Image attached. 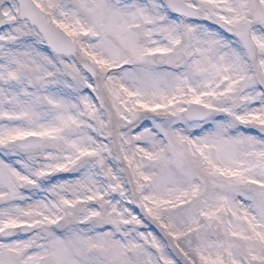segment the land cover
I'll list each match as a JSON object with an SVG mask.
<instances>
[{
    "label": "snow or ice",
    "instance_id": "1",
    "mask_svg": "<svg viewBox=\"0 0 264 264\" xmlns=\"http://www.w3.org/2000/svg\"><path fill=\"white\" fill-rule=\"evenodd\" d=\"M0 264H264V0H0Z\"/></svg>",
    "mask_w": 264,
    "mask_h": 264
}]
</instances>
